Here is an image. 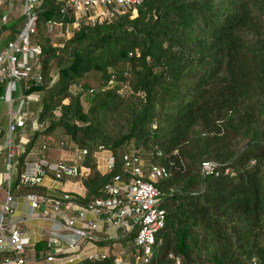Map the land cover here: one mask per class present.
I'll return each mask as SVG.
<instances>
[{
  "label": "trees",
  "instance_id": "16d2710c",
  "mask_svg": "<svg viewBox=\"0 0 264 264\" xmlns=\"http://www.w3.org/2000/svg\"><path fill=\"white\" fill-rule=\"evenodd\" d=\"M65 3L43 0L39 9L43 83L28 93H40L32 140L63 133L79 153L74 164L89 169L85 195L70 202L89 209L106 199L115 178L130 179L123 157L135 153L169 173L157 184L165 226L148 264H264V0H144L134 18L120 14L53 43L45 24L61 20ZM22 23L12 21L11 39ZM101 148L115 158L105 173ZM14 163L12 194L63 199L20 183L25 153Z\"/></svg>",
  "mask_w": 264,
  "mask_h": 264
},
{
  "label": "built area",
  "instance_id": "2783aa9c",
  "mask_svg": "<svg viewBox=\"0 0 264 264\" xmlns=\"http://www.w3.org/2000/svg\"><path fill=\"white\" fill-rule=\"evenodd\" d=\"M67 8L63 11L60 21L50 20L45 25L48 34L59 32V38L70 39L74 31L85 26H94L98 23L116 19L120 14H130L131 18L137 16V9L144 0H63ZM21 3L18 12L17 4ZM43 0H0V85L4 87L5 94L0 93V103H9V113L14 120L9 125L7 144L4 147L10 162L25 153V150L15 143V129L24 125L30 114L31 106L40 99V93H28L31 85H42L41 72L42 47L34 42L38 33L39 9ZM70 10L68 12L67 10ZM19 15V16H17ZM23 18V23L18 27L12 39H6V32L10 36V26L14 19ZM19 85L21 94L14 107L13 95ZM10 94L11 100H6ZM34 123L37 120L34 119ZM104 149H100L103 151ZM109 152V151H108ZM87 154L83 151L82 159ZM124 169L130 176L129 180L121 177L115 178L113 184L106 187L108 197L97 199L89 209H80L78 216L68 217L61 212L62 207L72 209L74 203L70 202V195L63 193L62 200H51L34 194L27 195L32 209L41 205H49L62 217L58 230L72 232L77 221L83 217L87 210L93 213L100 224L114 228L124 227L128 221L132 222L131 231L136 229L134 239V262L123 257H117L115 264H148L157 245V235L165 226V212L160 207L161 195L157 184L168 178L169 173L165 167L147 166L145 161L137 154H125L123 157ZM115 158L111 152L104 159L103 170H112ZM213 165L203 167L205 172H211ZM87 167H78L63 160L50 162L40 158L34 163L26 164L24 172L20 175V183L27 186L42 185L51 177L52 183L60 187L65 179L88 177ZM15 197L8 193L3 212L0 215V264H26L24 257L29 240L15 224H7V217L14 211ZM80 208V207H79ZM92 230L97 229V224L91 223ZM77 234H53L55 244L65 242L71 249H78L84 242L85 233L76 231ZM62 250L57 251L60 253ZM108 255H90L88 261L107 259ZM54 256H49L45 264L54 262Z\"/></svg>",
  "mask_w": 264,
  "mask_h": 264
},
{
  "label": "crops",
  "instance_id": "0c3cea01",
  "mask_svg": "<svg viewBox=\"0 0 264 264\" xmlns=\"http://www.w3.org/2000/svg\"><path fill=\"white\" fill-rule=\"evenodd\" d=\"M6 39H11L7 32L4 35ZM0 93L4 95L5 89L0 85ZM21 91L19 85L17 90L12 93L14 100V107L17 105V98L20 96ZM10 94L6 97V100H11ZM36 104V103H35ZM35 104L31 106L34 107ZM32 114L28 115L27 121L28 127L23 130L18 137H15V143L25 150L26 164L34 163L40 158H45L50 162H57L63 160L69 164H74L79 153L75 149L72 143L53 140V136H48L47 139H43L37 143L36 140H32V135L37 129V123H34ZM14 120V117L9 113V103H0V215L3 212V206L8 193H11L16 180L18 178V169L16 163L10 162L7 153L4 150L7 144L9 125ZM51 141V142H50ZM108 151L103 150L96 154V161L98 169L105 173L103 170L104 159L108 155ZM49 193L54 194L68 193L73 195L83 196L85 195V188L83 180L65 179L60 187L53 185L51 177H48L44 183ZM17 192V191H16ZM11 193L15 197L14 211L11 216L7 217V224H15L22 232L23 236L29 240V246L26 248L24 257L26 264H45L46 259L49 256H54L55 260L51 264H85L88 261L90 255L106 254L108 257L116 255L117 257H123L126 260L130 258V251L128 247L132 222L128 221L124 227L114 228L106 224H100L97 222V218L89 210L85 211L80 221H77L72 232L66 230H58L57 226L62 223V217L59 213L55 212L49 205L43 204L37 209H32L31 202L26 196L17 195V193ZM53 200L54 198H50ZM79 208L76 204L72 209L62 207L61 212L68 217L78 216ZM97 224V229L92 230L90 224ZM76 231H82L85 233L84 242L78 249H71L65 242L55 244L52 237L55 232L61 235L77 234ZM47 242V245L51 248L46 252L36 249V245ZM62 250L60 253L57 251Z\"/></svg>",
  "mask_w": 264,
  "mask_h": 264
},
{
  "label": "rangeland",
  "instance_id": "374dc122",
  "mask_svg": "<svg viewBox=\"0 0 264 264\" xmlns=\"http://www.w3.org/2000/svg\"><path fill=\"white\" fill-rule=\"evenodd\" d=\"M20 8H21V3L19 2V3L17 4V10H18V12H19ZM19 13H20V12H19ZM17 16H19V15H17ZM47 35H49V36L51 37V40H52L53 43H56V40L59 38V32H56L55 34H48V33H47ZM99 78H100V75H99V74H92V75H90V76L86 79V81H87V83L90 84V86H92L93 88H96L97 85H98V83H99ZM49 136H53V140H56V137L54 136V134H53V135H49ZM47 138H48V137H47L46 135H42V134H40V135L38 136V141H37V143H36V146L38 145V143H39L40 141H42L43 139H47ZM58 140H59V141L63 140L64 142H66V139H65V137L63 136V133L61 134V137L58 138Z\"/></svg>",
  "mask_w": 264,
  "mask_h": 264
}]
</instances>
